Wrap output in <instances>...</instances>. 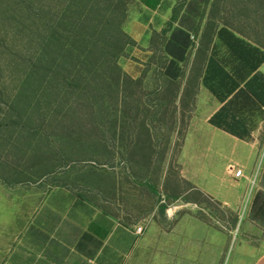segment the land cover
<instances>
[{
    "label": "rangeland",
    "instance_id": "374dc122",
    "mask_svg": "<svg viewBox=\"0 0 264 264\" xmlns=\"http://www.w3.org/2000/svg\"><path fill=\"white\" fill-rule=\"evenodd\" d=\"M222 27L264 50V0H162L155 10L143 0H0V213L68 190L87 215L104 206L126 217L116 264H253L264 252V107H230L255 150L235 203L197 187L236 188L228 166L242 167L231 160L223 174L201 137L207 61L237 64ZM177 28L193 44L172 79L164 46ZM216 140L224 158L243 154Z\"/></svg>",
    "mask_w": 264,
    "mask_h": 264
},
{
    "label": "crops",
    "instance_id": "0c3cea01",
    "mask_svg": "<svg viewBox=\"0 0 264 264\" xmlns=\"http://www.w3.org/2000/svg\"><path fill=\"white\" fill-rule=\"evenodd\" d=\"M161 1L148 8L157 9ZM261 67L262 64L259 71ZM203 76L204 73L201 93L206 100L201 97V137L208 135L211 143H216L214 147L210 146V141L208 143L207 148L211 149L209 161L216 163L217 160L223 159L224 174L227 164L235 160L242 166L237 168L242 169L243 177L235 179L230 175L236 182V188L230 185L232 189L224 193L203 182L201 188L197 187L211 197H217L232 205L239 195L238 187L241 188L244 179H249L244 169L252 164L255 150L248 143L250 137L242 139L211 124V117L230 97L225 102L218 100L203 84ZM217 138L221 143L232 142L234 146H240L243 154L238 158H224L221 153L222 145L217 143ZM208 172L211 178L213 176L216 179L211 168ZM120 185L119 181V191ZM17 199L13 200V206L19 204ZM83 202H86V199L78 194L58 190L50 196L42 197L28 211L24 206L27 204L21 200L20 204H23L20 208L12 207V211L0 213V264H116V260L111 261V255L115 251L119 253L120 246L124 250V244H120V241H124L125 230L128 229L126 217L116 215L111 208L104 206L87 215ZM123 210L126 212V209ZM253 264H264V252Z\"/></svg>",
    "mask_w": 264,
    "mask_h": 264
},
{
    "label": "trees",
    "instance_id": "16d2710c",
    "mask_svg": "<svg viewBox=\"0 0 264 264\" xmlns=\"http://www.w3.org/2000/svg\"><path fill=\"white\" fill-rule=\"evenodd\" d=\"M159 1L143 0V3L150 7ZM217 36L236 59L237 64L234 70L230 71L214 56H210L207 61L203 84L221 102H225L230 97L211 117L210 122L234 136L246 139L250 136L249 129L244 121L237 118V114L230 107L238 98L250 101L251 106L264 107V75L258 70L264 62V50L250 44L227 27H222ZM192 44L191 35L187 30L177 28L171 32L164 46L166 53L170 56V61L164 71L167 76L177 79L182 74L179 62L186 59ZM37 51L39 55L47 53L45 44L43 45L41 40H38ZM51 51H55L52 46ZM260 198V194L256 196L255 204ZM260 204V209L264 210V200Z\"/></svg>",
    "mask_w": 264,
    "mask_h": 264
},
{
    "label": "built area",
    "instance_id": "2783aa9c",
    "mask_svg": "<svg viewBox=\"0 0 264 264\" xmlns=\"http://www.w3.org/2000/svg\"><path fill=\"white\" fill-rule=\"evenodd\" d=\"M228 172L235 179H239V178L243 177V171H242V169L241 168H237L234 165H229L228 166ZM134 231H135L136 234H141L142 231H143V227L141 225H138V226L135 227V230Z\"/></svg>",
    "mask_w": 264,
    "mask_h": 264
}]
</instances>
